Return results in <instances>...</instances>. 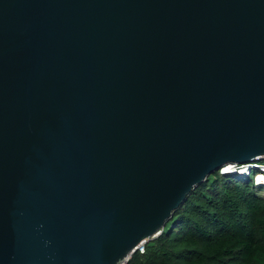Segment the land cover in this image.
Segmentation results:
<instances>
[{
  "label": "water",
  "instance_id": "water-1",
  "mask_svg": "<svg viewBox=\"0 0 264 264\" xmlns=\"http://www.w3.org/2000/svg\"><path fill=\"white\" fill-rule=\"evenodd\" d=\"M262 160L264 0H0V264L127 263Z\"/></svg>",
  "mask_w": 264,
  "mask_h": 264
},
{
  "label": "trees",
  "instance_id": "trees-1",
  "mask_svg": "<svg viewBox=\"0 0 264 264\" xmlns=\"http://www.w3.org/2000/svg\"><path fill=\"white\" fill-rule=\"evenodd\" d=\"M257 174L210 175L145 252L133 253L126 264H264V194Z\"/></svg>",
  "mask_w": 264,
  "mask_h": 264
},
{
  "label": "built area",
  "instance_id": "built-area-1",
  "mask_svg": "<svg viewBox=\"0 0 264 264\" xmlns=\"http://www.w3.org/2000/svg\"><path fill=\"white\" fill-rule=\"evenodd\" d=\"M253 169H258V174H259V173H264V163L261 164L260 161H258V162H256V163H253L252 169L249 170L248 175L251 174V171H252ZM258 174L255 176V183H256L257 186H258V185H260V186H264V183H259V182L257 181ZM138 251L141 252V253H144V252H145V243L139 246ZM123 264H126V263H123Z\"/></svg>",
  "mask_w": 264,
  "mask_h": 264
},
{
  "label": "rangeland",
  "instance_id": "rangeland-1",
  "mask_svg": "<svg viewBox=\"0 0 264 264\" xmlns=\"http://www.w3.org/2000/svg\"><path fill=\"white\" fill-rule=\"evenodd\" d=\"M260 174V173H259ZM241 175V174H240ZM255 175V172L253 171L252 172V176H254ZM260 175H264V173H261ZM243 176H249L248 174H243ZM263 178H264V176H263ZM258 186H260V185H258ZM261 188V189H260ZM259 191H260V193H263L264 194V188H262L261 186L259 187Z\"/></svg>",
  "mask_w": 264,
  "mask_h": 264
},
{
  "label": "bare ground",
  "instance_id": "bare-ground-1",
  "mask_svg": "<svg viewBox=\"0 0 264 264\" xmlns=\"http://www.w3.org/2000/svg\"><path fill=\"white\" fill-rule=\"evenodd\" d=\"M260 177H261V176H259V177L257 178V181H258L259 183H264V178H261V179H260Z\"/></svg>",
  "mask_w": 264,
  "mask_h": 264
}]
</instances>
